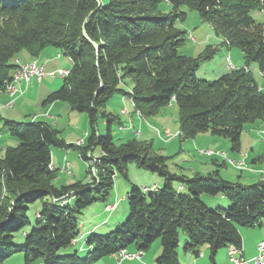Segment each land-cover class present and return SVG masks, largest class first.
<instances>
[{"label":"trees","instance_id":"16d2710c","mask_svg":"<svg viewBox=\"0 0 264 264\" xmlns=\"http://www.w3.org/2000/svg\"><path fill=\"white\" fill-rule=\"evenodd\" d=\"M164 2L170 12L161 10ZM182 6L196 11L223 39L221 45L240 49L245 66L214 81L198 79L197 69L219 47L208 45L197 57L180 52L188 40L178 26L186 18ZM255 9L264 12V0H108L101 5L97 0H0V94L22 65L16 62L20 53L38 58L48 47L57 48L73 66L45 103L66 102L88 115V142L76 145L84 159L101 146L89 181L56 186L51 147L74 145L49 122L4 120L3 129L19 144L0 149V263L21 253L25 264H93L130 247L147 252L159 240L157 264H181V232L184 252L195 258L206 244L212 262L221 249H242L240 229L264 223V178L241 184L225 180L218 169L191 177L174 173L167 158L140 135L117 145L113 126L118 122L121 128L122 121L107 106L116 96L126 98L134 113L147 118L175 104L181 138L210 133L228 139L231 150L240 153L244 126L264 121V92L249 68L255 63L264 75V27L252 17ZM127 79L129 89L122 86ZM100 119L107 125L105 136L96 133ZM131 163L157 173L163 187L143 192V186H133L126 195L128 218L119 228L102 235L92 231L83 256L78 251L62 256L80 236L78 215L98 201L107 203L116 176L128 180ZM204 193L221 195L230 205L211 209ZM35 204H40L37 221L29 231L28 211ZM17 233L24 234L23 245L15 243Z\"/></svg>","mask_w":264,"mask_h":264},{"label":"rangeland","instance_id":"374dc122","mask_svg":"<svg viewBox=\"0 0 264 264\" xmlns=\"http://www.w3.org/2000/svg\"><path fill=\"white\" fill-rule=\"evenodd\" d=\"M98 1H100L102 4H106L108 0ZM160 8L166 13L171 11V6H169V4L166 2L162 3ZM181 10L186 12V18L184 21L179 22L178 26L181 29L186 30L188 33V40L180 49L182 54H185L189 57H197L208 45L219 47L217 54L211 59V62L204 61L197 69L198 79L214 81L229 73V70L227 69L228 66L230 67V58L228 57L229 47L226 45H221V41L216 36L213 28L207 22L202 20L196 11H191L185 6H182ZM251 15L257 22L263 24L264 27L263 11L255 9L251 12ZM191 37H194L195 40H190L192 39ZM47 49L59 51L57 48L52 46L48 47ZM231 50L233 53L231 52L232 54H230V56H232L233 61L236 60V56L242 61V66L245 63V60L241 50L235 47H232ZM17 57L26 59L25 52L20 53ZM56 59L59 60V64L61 66L60 69L70 70L73 66L70 58L64 54L61 55L60 59ZM254 65L255 63H250V69L259 84V88L264 92V76L261 75V72L258 69H254ZM55 84H59V87H61L63 84V78L59 76L46 77L43 79L42 84L34 82L33 86L28 89L23 103H17L15 107V103L13 106L7 105V107L14 108L7 109L0 114L1 118L3 119L0 120V132L2 135V138L0 139V149L2 151H5L9 146H16L19 144L17 138L12 137L8 132H6V130L3 129L4 120L9 119L18 122L29 121L32 117L39 115L43 109L41 106L43 99L39 100V104H37V88L43 87L42 92H44L45 87ZM131 85V80L127 79L124 81L122 86L125 89H129L131 88ZM58 102V107H56L53 112L54 117L48 119V122H50L56 129L60 131V138H62L67 144L74 145V147L67 149L56 146L51 147L52 161L55 164L56 169H58L54 184L56 186H66L72 185L78 181L87 182L94 171L91 169V165H94V160L100 155L101 146L97 145L94 147V149L89 151L88 159H84L81 156V152L76 147V145H78V143L83 140L86 144L88 142V138L92 131L88 115L73 111L70 108V105L66 102ZM125 103L121 104V99L116 96L109 102L107 106V110L109 112L119 114L122 121L121 128L119 127L120 124L118 122L113 126L114 142L119 145L126 140L134 138L136 133H132H140V140L144 143L151 144L156 153L165 156L167 158L166 164L174 173L191 177L197 173L208 174L218 169L227 176H232L235 178V180H239L237 182H240L241 184H253L245 183V180L240 181L241 179L239 176L244 175V177H246L248 174H250V172H248L251 170L250 168H264V121L262 120L256 121L255 123H247L244 126L241 136V154H239L238 152L231 150V143L228 139L215 137L210 133L198 134L194 138H181L179 136V109L175 104H171L165 108H162L157 115L144 118L140 116V114L134 113L130 103H127L129 113L127 115L122 114L121 110L124 108ZM39 118L40 120H43V118ZM166 131L170 133V136L165 134ZM96 133L97 135L102 136H105L107 133V125L102 119L98 120L97 122ZM207 150H213L215 152L225 151L228 153L229 158L235 159L237 161H244L243 159L245 157L246 164L243 163V165H241L243 166V169H239L236 164L231 165L226 161L227 167L217 166L223 164V157L219 155L209 156L204 153V151ZM255 159L258 161L257 163L254 162ZM213 160H216L218 164L214 165ZM241 172L243 173L241 174ZM127 174L128 180H125L120 174L116 176L112 195L107 202L108 204L117 203L119 206L118 209L116 211L106 212L104 209L107 203L98 201L94 205L84 210L82 214L78 215L80 222V236L74 245L60 252L62 256L73 254L75 251H78L81 256L85 255L87 253L86 241L91 234L89 232L91 229H95L98 235H102L111 231H115L117 228H119L128 218V201L126 198V202H121L122 197H126L127 192L130 191L133 186H153L155 183H157L161 189L164 185V179L157 173L139 168L134 163L128 165ZM255 182L257 181H254V183ZM214 197L222 198L223 196H213L205 193L201 195L203 201L206 202V205L211 209L227 208L230 205L219 204L213 207L209 199ZM74 203L75 200L73 199L72 205ZM38 205L40 204L30 206L28 211V215L30 216L32 222V224L26 228L29 231H31L33 225L36 224L37 218L35 212ZM105 220L110 221V225L112 223L115 224L113 225L111 231L104 230V228L108 226H101L104 224ZM243 230H248L251 232V234L256 232V234H259V236L264 238V225L255 228H241L240 231L242 235ZM251 234H248L249 237H252ZM185 239V233L181 232L179 252H183ZM14 241L17 245H23L25 243L24 234L17 233ZM158 247L161 248L159 240L154 243L153 247L150 249V252L152 253L156 251ZM202 251H208L206 258L210 260V251L207 244L203 246ZM224 251L227 252L229 259L228 248L221 249L216 257H218L219 253H224ZM257 256L258 255L255 257ZM202 257L203 256L201 254L199 257L200 259L198 260H201ZM210 262L213 263L211 260ZM0 264H25L24 254H14Z\"/></svg>","mask_w":264,"mask_h":264},{"label":"crops","instance_id":"0c3cea01","mask_svg":"<svg viewBox=\"0 0 264 264\" xmlns=\"http://www.w3.org/2000/svg\"><path fill=\"white\" fill-rule=\"evenodd\" d=\"M218 39H220L221 43L223 42L222 38L218 37ZM190 40H195V38L192 37V39H190ZM231 52H232V50H231V48H229V50H228V53H229L228 55L229 56L228 57L230 58L231 64L235 68H241V67H243V65L245 66V63L241 66V62L242 61L239 58H237L236 56H235L236 60L233 61L232 56H230V54H232L233 52L232 53ZM25 55H26V59H24L22 57H17V61L16 62L19 63V64L24 65L25 63H29V62H32V61L36 60L39 65H44V69H45L46 72H51V71H54L56 69H60L61 68V66L59 64V60L56 59V58L60 59V57L62 55L60 53V51H54L53 49H46L44 52H42V54L38 58H33L26 52H25ZM208 62H211V60H209ZM235 68H230L228 66L227 69L230 72L232 69H235ZM249 68H250V66H249ZM254 69H258L259 70L257 65H254ZM261 75H262V73H261ZM253 77H254V75H253ZM254 79H255V77H254ZM42 82H43V80L39 84H42ZM257 84H258V82H257ZM258 86H259V84H258ZM58 87H59V84H55V85H52V86L51 85L47 86V87H45L46 89L44 88V92H42L43 91V87L37 88V101L36 102H37V104H39V100L43 99L42 100V105H41L43 109H42V111H41V113L39 115L32 117L31 120H33V119L40 120L39 117H41V118H43L42 121L45 120V121L48 122V119L54 117V113L53 112H54V109L56 107H58V103L59 102H55V103H52V104H46L45 101H46L47 97L49 96V94H51L53 91H55ZM29 88L30 87L27 88L24 83H22L20 86H18L19 93H18V95L15 98L14 107H15V105L17 103L20 104V103L24 102L25 95L27 94V91H28ZM43 93H44V96H43ZM41 95H42V98H41ZM10 101H11V98L6 93L0 94V114L2 112L6 111L7 109L14 108V107H7V105H9L8 103ZM124 103H125V106H124V108H122L121 113L124 114V115H127L129 113L128 112V108H127L128 107L127 103L131 104V102L128 99H126V98H121V104H124ZM132 108H133V106H132ZM135 133H136L135 137H138L139 135L141 137V134L138 133V132H134L132 134H135ZM1 138H2V135L0 134V139ZM239 154H241V153H239ZM243 160L246 162L245 157H244ZM213 162H214V165L218 164V162L216 160H213ZM257 162L258 161L256 160L255 163H257ZM53 165L56 168L54 163H53ZM224 166L227 167L226 164ZM250 169L251 170L248 169L249 170L248 172H250V174H248L246 177H244V175L239 176V178L241 179L240 181L245 180L244 181L245 183H254V181H258L261 178H263V174H264V168L263 167L250 168ZM242 173L243 172H241V174ZM220 175L225 180H228V181H231V182L239 181L237 179L235 180V178H233L232 176H227L225 173H222V172H220ZM155 184H157V183H155ZM158 187H159V185H158ZM209 201L211 202V205H213V207L216 206V205H219V204L220 205H228L229 204V201H227V199L224 198V197H222V198L214 197L212 199H209ZM121 202H126V197H122V201ZM116 204L117 203H113L111 205H116ZM118 207L119 206L117 204L116 208H114L112 211H116L118 209ZM104 210L106 212H109V211L106 210V208ZM109 222L110 221L105 220L104 224L101 225V226H108V227L104 228L105 231H111L112 228H113V225H115L114 223H112L111 224L112 227H111ZM92 231H96V230L95 229H91L89 232L91 233ZM244 231H246L248 234H251V232L248 231V230H243L242 231L243 232V235H242V238H243L242 255H243V258H245L246 260H251L256 255H258V246H259V244L261 242H264V238L262 236H259V234H256V232H253L254 234H251L252 237H249V235L246 232H244ZM160 249L161 248L158 247V249L156 251L152 252V253L150 252V250L145 252V255H144L142 260L122 259L121 261H119L115 255H110V256L104 257L103 259H101V260H99V261H97V262H95L93 264H157V258H158V256L161 253ZM137 250L138 249L135 248V247H130L127 251L128 252H135ZM207 254H208V251L207 252L206 251H204V252L202 251V256L203 257L201 258V260H198L200 258H195L191 254H188V253L184 252V250H183V252H179V258H180L181 264H232L229 261V259H228L227 252H225V251L222 254L219 253L218 257L215 258V262H213V263H211L210 260L208 258H206ZM35 264H44V263L42 261H39V262H37ZM249 264H254V263L250 262Z\"/></svg>","mask_w":264,"mask_h":264},{"label":"built area","instance_id":"2783aa9c","mask_svg":"<svg viewBox=\"0 0 264 264\" xmlns=\"http://www.w3.org/2000/svg\"><path fill=\"white\" fill-rule=\"evenodd\" d=\"M24 67H25V74H17V71H16L15 76H13V90L10 92L9 97L11 98V101L8 104L15 103V98L19 93L18 86H20L22 83H24L25 86L28 88V87L33 86L34 82L40 83L46 77L59 76L61 78H66L70 74V70L68 69H56L51 72H46L44 69V65H39L37 61L31 62V63H25ZM230 67L234 68V66L231 64V61H230ZM165 134L167 135V133ZM167 136H170V135H167ZM204 153L209 156L219 155L223 157L224 161H234V163L237 165H239V163H245V161H237L235 159L229 158L228 153L225 151L215 152L213 150H207V151H204ZM263 178H264V175H263ZM153 186H156V184H154ZM148 188L149 187L146 186V190ZM113 209H114V206L106 207L107 211H112ZM258 249H259V253L257 257L251 260H246L245 258H243L242 249L231 246L228 248L229 260L232 264H249L250 262H253L254 264H264V242H261L259 244ZM144 255L145 254L143 251L128 252L125 249L121 250V252L115 253V256L119 260H122V259L142 260Z\"/></svg>","mask_w":264,"mask_h":264},{"label":"bare ground","instance_id":"6f19581e","mask_svg":"<svg viewBox=\"0 0 264 264\" xmlns=\"http://www.w3.org/2000/svg\"><path fill=\"white\" fill-rule=\"evenodd\" d=\"M245 70H248V69H245ZM17 74H25V67L24 65H22L19 70L17 71ZM13 90V80L8 84L7 86V89H6V94L9 96L10 95V92ZM14 103L12 104H9L8 106H13ZM167 135H170V133L167 131L166 132ZM84 144V141H80V143L78 145H83ZM227 163L231 164V165H235L234 161H226ZM243 163H239V165L236 164V166L239 168V169H243ZM69 166V165H68ZM66 168V167H65ZM146 190V187H142V191H145ZM150 190H157V186H153L152 188H148L145 192H148ZM109 206H114V208H116L117 205H109ZM145 254V252H144ZM118 259V258H117ZM119 260V259H118ZM121 261V260H119Z\"/></svg>","mask_w":264,"mask_h":264},{"label":"water","instance_id":"95a60500","mask_svg":"<svg viewBox=\"0 0 264 264\" xmlns=\"http://www.w3.org/2000/svg\"><path fill=\"white\" fill-rule=\"evenodd\" d=\"M97 2H98L99 5H101L100 1L97 0ZM84 36H85V37H88L87 34H86V31H85V30H84ZM94 46L97 48V46H96L95 43H94Z\"/></svg>","mask_w":264,"mask_h":264}]
</instances>
